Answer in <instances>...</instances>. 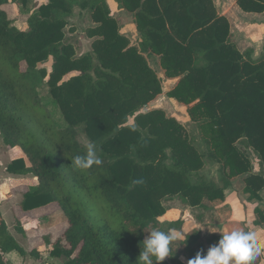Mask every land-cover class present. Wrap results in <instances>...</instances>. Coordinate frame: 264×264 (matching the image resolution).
<instances>
[{
	"label": "trees",
	"instance_id": "trees-1",
	"mask_svg": "<svg viewBox=\"0 0 264 264\" xmlns=\"http://www.w3.org/2000/svg\"><path fill=\"white\" fill-rule=\"evenodd\" d=\"M9 2L26 0H0V138L22 154L6 171L36 182L22 195L21 213L53 205L67 227L24 250L0 219V264H10L5 256L12 251L36 261L44 254L64 258L61 264H136L148 231L161 229L166 198L191 208L223 201L237 176L244 192L259 198L264 176L252 172L238 146L251 148L264 170V54L253 59L250 50L237 48L212 0H117L133 13L136 45L120 33L106 0H46L23 18L24 31L3 9ZM236 2L245 13H264V0ZM75 7L93 25L85 29V53L79 41L66 38ZM144 55L158 57L165 77L179 78L166 95L189 107L206 153L175 118L143 110L162 92ZM49 61L50 71L43 66ZM43 82L65 128L56 127L40 101ZM77 129L96 143L101 165H71L86 152ZM204 159L220 164L221 185L199 175ZM138 178L144 183L132 186ZM255 217V225L264 224V208ZM15 231L23 233L19 219ZM180 247L195 257L201 238L195 233Z\"/></svg>",
	"mask_w": 264,
	"mask_h": 264
},
{
	"label": "rangeland",
	"instance_id": "rangeland-1",
	"mask_svg": "<svg viewBox=\"0 0 264 264\" xmlns=\"http://www.w3.org/2000/svg\"><path fill=\"white\" fill-rule=\"evenodd\" d=\"M45 2L46 0H26V3L24 5L20 2H9L7 5L3 6V9L6 11L9 19L12 21V26L21 28L24 26L23 24H25L23 18L35 12L38 7ZM67 21L68 24L65 28L67 40L79 41L81 43V52L87 51L89 49L90 40L88 41V39L84 35V30L88 26H90L88 13L86 11H81L78 7H75L73 10V14L67 19ZM71 30L72 32H70ZM262 40L263 41L261 42V44H263L264 42V33L262 34ZM261 44L258 46L257 52L261 51ZM251 46L254 47L251 43H242V45H240V48L241 50H247V47ZM158 61L159 60L157 59H150L149 63L152 69L155 71L156 76L161 77L164 72L163 70L161 71L162 68L160 69L161 66L158 64ZM43 66L48 71H50V61ZM38 93L41 103L51 114L56 127L65 128L66 123L62 118L57 105L50 96L45 82L39 85ZM174 102L170 101V99L165 96H160V98H156L155 106L157 108L159 107V110H162L166 116L175 118L178 122H180L187 130L189 135L195 139V144L197 145L199 150L206 153V146L203 141L202 132L198 127L199 123L193 122L190 119L188 115L189 107H184L182 104ZM143 110L148 111L149 109H147V106H145L143 107ZM77 140L80 142V144L86 147L88 141L81 129H77ZM3 147L4 146L0 138V151L3 150ZM238 147H240L242 152L245 153V155L249 159L252 172L264 176V170L261 166V163L252 149L244 148L242 146ZM1 153L2 152H0V155H2ZM204 160L205 165L199 174H201V176L206 181H213L221 185V172L219 171L220 164L212 161H207L206 159ZM0 169H2V165L0 166ZM192 181L195 182L196 178H193ZM244 187L245 185L243 176L231 177L230 186L226 189L224 200L216 202H205V206L198 207V210L192 209L176 196L166 198L164 201L167 209L166 213L159 218L161 229L163 231L175 229L181 234L187 236V239L189 236L197 233L198 237L201 238L202 248L195 249L197 251L202 250L205 254L207 253L209 247L218 243L219 239L221 238L220 232L230 230L233 227H242L245 230H249L254 228L255 226H259L258 228L264 230V224H262L263 226L254 224V221L256 220L255 210L258 208H264V188L259 192V198L257 199L250 197L249 194L245 193ZM0 194L2 195V193ZM3 197L4 196H2V198ZM63 221L64 216L62 212L59 211V213H55L48 217H30L27 220L21 221V227L27 230H32L33 228L37 229L39 227V229H43L44 236L49 233L51 235L57 236L63 230L61 226V223ZM176 221H179L180 224L172 228H168V225L170 223ZM23 225L25 226L23 227ZM12 232L18 237L19 233L16 232L13 228ZM19 238L24 250L33 248V246H27L28 238L21 239L20 236ZM178 249L179 251L176 252V255L174 257L165 258V260L170 264H187L188 259L194 258L191 255H187V252H183L182 247H179ZM21 259V264H61L64 262V258H51L48 257L47 254L43 255V259L40 262H36L35 259L27 254L23 257L21 256ZM12 261L13 263H16L13 259ZM252 264H264V253H262L260 257L254 260Z\"/></svg>",
	"mask_w": 264,
	"mask_h": 264
},
{
	"label": "crops",
	"instance_id": "crops-1",
	"mask_svg": "<svg viewBox=\"0 0 264 264\" xmlns=\"http://www.w3.org/2000/svg\"><path fill=\"white\" fill-rule=\"evenodd\" d=\"M212 1L216 10V14L218 16L225 17L228 20L230 26L231 40L233 41V43H235L237 48L242 52L250 50L252 52L251 56L253 59H259L261 56H263L264 42L263 44H261V42L263 41L262 34L264 33V13H245L238 7L236 0H212ZM106 3L109 7L111 16L118 23L120 33L128 38L131 45H136L139 40V34L137 32L136 22L134 21L133 13H130L129 11H126L125 9L119 7L117 0H106ZM23 25H24L23 27L17 29L19 30L21 29L22 31L26 30L27 29L26 24ZM88 27H93L92 23H90V26ZM84 35H85V30H84ZM89 40L90 39H88V41ZM242 43L244 44L251 43L255 48L251 46V47H247V50L246 49L241 50L240 45H242ZM260 44H261V51L257 52V48ZM85 52H81V53H85ZM144 57L149 66H150L149 63L150 59L159 60L156 55H151V56L144 55ZM158 64L160 65L159 61ZM158 78L161 83L162 92L156 98L158 97L160 98V96L167 97L166 94L176 86L179 80V78H167L165 77L164 73L163 75H161V77ZM156 98L152 102L146 105L147 109L149 110L159 109V107L157 108L155 106ZM168 99H170V101L172 102L175 101L174 99L171 98ZM176 102L177 101H175L174 103ZM183 106L185 107V105ZM0 152H2L1 153L2 155H0V166L2 165V169H0V193H2V195L0 194V219H2L5 222L9 233L21 247L22 245L19 236L21 237V239L28 238L27 240L28 247L37 246L41 243L42 238L44 236L43 229L41 230L39 229V227L37 229L33 228L34 230L33 229L27 230L23 228V233H19L17 237V235H15L12 232V228L15 230L14 223L16 219L23 221V220H27L30 217L31 218L48 217L55 213H59V211H57L55 207L51 205L36 211L21 213L20 204L22 201V195L31 187H34L36 185V182L30 175L27 176L13 175L6 171L7 165L13 159L22 157L20 150L3 147V150H1ZM199 175L201 176V174ZM2 196L4 197L2 198ZM192 209L198 210L199 208L195 207ZM24 226L25 225H23V227ZM61 226L63 228L62 230L63 232L67 227L66 222L63 221L61 223ZM255 227H259V226H255ZM46 235H51V234L49 233ZM5 257L8 260V262H10V264L22 263L21 256L15 251L7 253ZM12 259L16 263H13ZM40 261L42 260L36 262H40Z\"/></svg>",
	"mask_w": 264,
	"mask_h": 264
},
{
	"label": "clouds",
	"instance_id": "clouds-1",
	"mask_svg": "<svg viewBox=\"0 0 264 264\" xmlns=\"http://www.w3.org/2000/svg\"><path fill=\"white\" fill-rule=\"evenodd\" d=\"M98 156V147L95 142L86 144V152L76 155L71 160V165L79 170H88L94 165H101ZM142 178L133 179L132 186L142 185ZM142 241L143 248L137 258L136 264H160L165 258L174 257L176 250L186 244L187 236L175 229L163 231L152 228ZM221 233L218 243L209 247L206 255L203 251L196 253L194 258L188 259L187 264H252L254 260L264 253V230L254 227L245 230L242 227H233ZM181 240L179 246L173 250L172 245Z\"/></svg>",
	"mask_w": 264,
	"mask_h": 264
}]
</instances>
